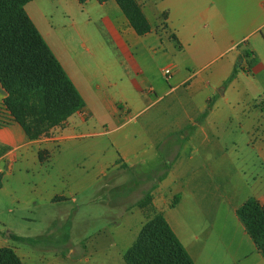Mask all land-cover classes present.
Returning a JSON list of instances; mask_svg holds the SVG:
<instances>
[{"label":"crops","instance_id":"1","mask_svg":"<svg viewBox=\"0 0 264 264\" xmlns=\"http://www.w3.org/2000/svg\"><path fill=\"white\" fill-rule=\"evenodd\" d=\"M136 1L152 28L143 36L114 0L26 5L85 105L50 136L30 141L0 83L1 197L45 213L52 227L53 210L68 216L62 207L79 194L96 185L99 193L103 179L139 168L143 184L153 183L145 191L152 198L133 208L147 221L162 214L195 264H264L237 215L249 199L264 205V0ZM111 43L130 66L107 64ZM140 53L162 61L159 76L136 60ZM21 187L29 198L17 194ZM3 226L11 232L0 233V248L30 264L33 256L11 236L30 237Z\"/></svg>","mask_w":264,"mask_h":264},{"label":"trees","instance_id":"2","mask_svg":"<svg viewBox=\"0 0 264 264\" xmlns=\"http://www.w3.org/2000/svg\"><path fill=\"white\" fill-rule=\"evenodd\" d=\"M31 1L0 0V83L7 93L4 100L7 108L29 140L35 141L61 128L85 103L28 16L25 7ZM97 1L105 3L109 0ZM114 1L138 35L151 31L136 0ZM235 75L236 72L226 84ZM4 153L5 150L0 149V157ZM151 198V191L145 193L140 206L148 207ZM237 215L264 255V205L249 199L237 210ZM11 238L32 245L39 243L33 238ZM124 260L126 264H195L162 214H155L143 225L134 243L124 253ZM0 264L24 263L14 249L3 247L0 248Z\"/></svg>","mask_w":264,"mask_h":264},{"label":"rangeland","instance_id":"3","mask_svg":"<svg viewBox=\"0 0 264 264\" xmlns=\"http://www.w3.org/2000/svg\"><path fill=\"white\" fill-rule=\"evenodd\" d=\"M101 39L105 45V39L108 38L101 35ZM108 49L104 55L108 65L122 68L132 64V59L117 52L112 43L108 45ZM134 57L141 61L146 59L144 63L158 72V76L164 67L156 56L151 59L146 53H140L138 57ZM72 159L78 161L77 156ZM76 171L87 172V168L81 167ZM114 176L119 179H112L110 176L100 182L99 185L103 187L101 192L97 193V185L92 186L86 193L76 197L77 202L70 201L66 207H62L67 208L68 216L64 217L60 209L53 210L51 214L54 215L55 222L52 227L49 226L51 218L45 213L40 214L37 210L22 209L18 204H10L11 196L8 198L9 202H4L5 197H1L0 191V233L8 236L11 232L3 226V222L8 221L17 233L39 241L36 245H20L33 256L30 264H76L77 258L82 261L85 257L89 258L88 264H126L120 253L134 243L148 219L138 208L142 205L140 203L144 200L145 191L153 183L149 181L148 184H143L146 178L141 176L139 168L132 171L121 169ZM17 194L29 198L31 192L29 188L21 187ZM113 244L115 247H110ZM72 248L73 252L70 253Z\"/></svg>","mask_w":264,"mask_h":264},{"label":"built area","instance_id":"4","mask_svg":"<svg viewBox=\"0 0 264 264\" xmlns=\"http://www.w3.org/2000/svg\"><path fill=\"white\" fill-rule=\"evenodd\" d=\"M170 73H171V71H170L169 69H166V70H165V75H166V76H169ZM79 111H80V110H79Z\"/></svg>","mask_w":264,"mask_h":264}]
</instances>
